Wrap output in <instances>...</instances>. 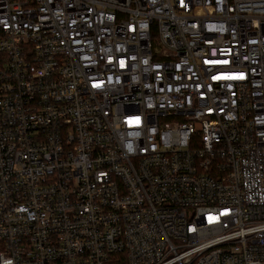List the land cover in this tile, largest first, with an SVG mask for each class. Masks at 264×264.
<instances>
[{"label":"built area","instance_id":"built-area-1","mask_svg":"<svg viewBox=\"0 0 264 264\" xmlns=\"http://www.w3.org/2000/svg\"><path fill=\"white\" fill-rule=\"evenodd\" d=\"M0 264H264V0H0Z\"/></svg>","mask_w":264,"mask_h":264}]
</instances>
